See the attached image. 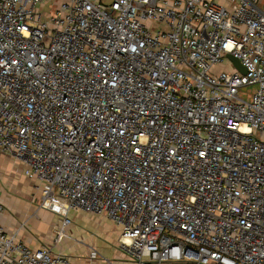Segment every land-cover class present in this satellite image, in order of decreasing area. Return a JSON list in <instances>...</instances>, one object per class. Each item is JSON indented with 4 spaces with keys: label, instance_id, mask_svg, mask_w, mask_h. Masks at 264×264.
Instances as JSON below:
<instances>
[{
    "label": "built area",
    "instance_id": "obj_1",
    "mask_svg": "<svg viewBox=\"0 0 264 264\" xmlns=\"http://www.w3.org/2000/svg\"><path fill=\"white\" fill-rule=\"evenodd\" d=\"M217 1L0 0V151L58 236L120 226L126 258L92 259L264 264V11ZM0 264L74 263L0 222Z\"/></svg>",
    "mask_w": 264,
    "mask_h": 264
},
{
    "label": "crops",
    "instance_id": "obj_2",
    "mask_svg": "<svg viewBox=\"0 0 264 264\" xmlns=\"http://www.w3.org/2000/svg\"><path fill=\"white\" fill-rule=\"evenodd\" d=\"M258 5L264 11V0H258ZM39 197V181L25 174L24 163L20 159L0 151V204L4 206V211L0 214V222L6 231L16 233L19 239L32 247L48 245L54 251H62L71 257L74 264H112L100 257L92 259L90 257L92 247H95L100 255L108 257V259L123 260L126 258L124 251L118 245L121 228L114 221L116 225L108 221H103L104 224L101 221L99 224L87 222L86 226H82L83 224L80 222L74 225L72 230L78 235H84L86 230L97 236L89 237L87 245L78 242L79 244L65 248L55 243L54 237L56 234L58 236L57 230L60 228L62 216L52 209L42 206ZM76 211L69 212L70 218V214ZM70 224L65 227L67 235L71 227ZM105 228H109L114 235V237H109L112 247H109V244L102 247V242L97 240L98 237L108 238L103 231Z\"/></svg>",
    "mask_w": 264,
    "mask_h": 264
},
{
    "label": "rangeland",
    "instance_id": "obj_3",
    "mask_svg": "<svg viewBox=\"0 0 264 264\" xmlns=\"http://www.w3.org/2000/svg\"><path fill=\"white\" fill-rule=\"evenodd\" d=\"M248 89L251 90V87H249ZM70 215H71V218H72V222L70 224L71 227L68 230V235L66 234V231H65L64 232L65 234L63 235V237H62V235L61 236H57V234L54 237V242L57 243V244L62 245L65 248H69V246L79 244L78 242L86 244V243H88L87 239L89 237H94V236L97 237L95 234H93L91 232H88L86 230H85L84 235H82V236L80 234L78 235L77 233H75L72 230V227L74 225L78 224L79 222L83 224L82 226H86L87 222H92L94 224H96V223L99 224L101 221H102L101 222L102 224H104L103 221H108V222H111L114 225H116L111 218H109L108 216H106L104 214L90 213V212H85V211H82V210H77L76 212L71 213ZM103 231L108 236V238H106V237H98V239H97L98 242L99 241L102 242L101 243L102 247H106L107 244L110 245L109 247H112V241L109 239V237H114V235L112 234V232L110 231L109 228H107V229L105 228ZM57 232H59V229L57 230ZM88 248H89V245H88Z\"/></svg>",
    "mask_w": 264,
    "mask_h": 264
},
{
    "label": "water",
    "instance_id": "obj_4",
    "mask_svg": "<svg viewBox=\"0 0 264 264\" xmlns=\"http://www.w3.org/2000/svg\"><path fill=\"white\" fill-rule=\"evenodd\" d=\"M230 59L233 60V62L236 64V66L242 71L245 72V67L240 63L239 59L231 54L228 55Z\"/></svg>",
    "mask_w": 264,
    "mask_h": 264
}]
</instances>
